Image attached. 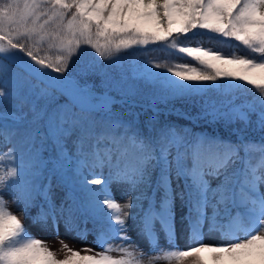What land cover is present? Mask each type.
<instances>
[{"label":"snow or ice","instance_id":"6c2138e0","mask_svg":"<svg viewBox=\"0 0 264 264\" xmlns=\"http://www.w3.org/2000/svg\"><path fill=\"white\" fill-rule=\"evenodd\" d=\"M205 33L246 51L206 47L196 39ZM85 48L95 53L92 69L127 56L132 79L159 98H199L200 113L185 119L243 126L232 140L167 123L157 128L152 117L145 133L139 114L124 120L113 111L116 96L128 103L137 94L125 76L105 72L104 91L97 92L68 75ZM152 52L166 58L140 59ZM6 96L17 104L0 111V138L12 145L0 151V264H264V0H0V100ZM252 128L261 132L258 140L248 137ZM105 167L106 179H89ZM52 177L68 189L59 199ZM112 182L128 186L124 205ZM5 193L25 214L35 209V224L50 222L57 233L63 220L66 231L86 235L76 220L87 213L100 225L102 250L87 254L86 246L82 254L64 243L59 259L26 230ZM177 201L191 241L183 249L172 243ZM130 219L153 242L158 223L169 248L144 253L128 235ZM205 228L229 241L205 242Z\"/></svg>","mask_w":264,"mask_h":264},{"label":"trees","instance_id":"16d2710c","mask_svg":"<svg viewBox=\"0 0 264 264\" xmlns=\"http://www.w3.org/2000/svg\"><path fill=\"white\" fill-rule=\"evenodd\" d=\"M197 40H202L204 45H212L216 49H220L226 53L232 52L236 42L234 41H224L221 39H209V34H202L196 37ZM238 51H246L242 47H238ZM166 58L165 54L159 52H152L148 57H140V59H164ZM177 62H190L187 58H182L181 56L175 57ZM82 63V64H81ZM93 61H75L70 65L68 75H73L74 78L80 80L83 83L87 80L89 83L92 81H96L95 84L96 89L100 88L99 82L104 78L100 76L98 72L101 65H98L94 71H84L89 65H91ZM120 66L122 67V74L128 80L132 81V85L135 86L137 90V94L129 98L128 103H124V106L114 103L113 104V111L120 115L124 120H134L136 118V114H139V126L140 128L147 133V122L150 118L155 117L157 121L156 127L159 128L161 125L167 123L176 125L178 128H187L190 130L192 134L197 133H207L213 136H220L224 139H232L235 140V136L232 135L234 129L242 127L243 125L239 122L229 123L228 121L221 119L218 122L211 123L206 122L204 123V118L197 119V120H189L185 119L184 115L187 114L189 116H197L198 113L201 111V106L199 103V98H197V102L193 103L192 100H183V99H175V98H168V99H161L159 98L158 94L154 92V89L145 84L142 81L132 79L136 69L135 67L129 62L128 57L126 56L121 62ZM76 68H80V72H74ZM44 87V85H41ZM39 89H37L38 91ZM244 97L248 99L252 98L251 92H246L243 94ZM243 98V97H242ZM65 97L59 96L57 103H63ZM46 102L45 98H40L37 100V105L42 106ZM239 102V101H238ZM17 101L10 96H6L2 100H0V111L8 110V111H15V105ZM24 112H28V107H24ZM179 110V112L177 111ZM29 119L31 118L29 113ZM2 123V122H0ZM247 135L249 138L253 140H258L261 136V132L256 129L252 128L251 130H247ZM252 133V134H251ZM11 144L4 145L2 138H0V151H7L8 147H11ZM48 148L47 151H44L42 155L45 159L49 157L51 153V145L50 142L46 144ZM85 174H87L88 170L85 169ZM109 172L108 168L105 167L103 169L96 168L93 170V174L89 176V179L96 177V175L104 176ZM47 175V173H45ZM45 183L47 181L45 180ZM52 184H53V194L54 196L59 199L60 197L64 196L68 191L62 185H59L58 177H52ZM92 187L99 188L100 185H92ZM78 197L81 195L79 192L75 193ZM32 216L35 215V209L29 210ZM76 223L78 224L80 229H87L88 232L86 235L82 233H74L77 237L88 239L91 243H95L97 241L98 229L100 225L98 223H94L93 219L88 216L87 213L78 216ZM64 258V257H63ZM61 258V259H63Z\"/></svg>","mask_w":264,"mask_h":264},{"label":"rangeland","instance_id":"374dc122","mask_svg":"<svg viewBox=\"0 0 264 264\" xmlns=\"http://www.w3.org/2000/svg\"><path fill=\"white\" fill-rule=\"evenodd\" d=\"M208 47H213V46H208ZM234 50H237V49L234 48ZM95 59H96L95 53L91 49L85 48L82 51V53L79 54V57L74 59V60L75 61H77V60L78 61H89V60H91L94 62ZM90 70L94 71V69L90 68V65L86 69H84V71H90ZM122 70L123 69L120 66V63L117 66H108V67H105L102 64L98 72L100 73L101 77H104L105 72H107L110 76L119 77V76L123 75ZM74 72H76V73L80 72V68H76ZM71 76H73V75H71ZM103 79L99 82L101 87L96 89L97 92L104 91V87L102 84ZM128 82H129V84L132 83V81H130V80H128ZM92 84L95 85L97 83H96V81H92ZM112 95L116 96V93H112ZM115 103H118V104L124 106V102L121 101V99L118 96H116ZM220 120L221 119L213 121L211 117H206V118H204L203 124H206V122L215 123V122H218ZM127 188H128V186L126 184H123V183L112 182L110 184V190H111L113 197L121 205H124L127 202V195H126ZM5 198L8 200V206H9L10 210L13 211L15 214L21 216L26 230L32 236L39 238L42 241H45L47 243V246L50 249H52L54 252H56L58 258H63L65 253H66V250H61L62 244H64V243L68 244L69 247H72L76 250H81L82 254H85L83 249L86 246H87V248L92 249V251L88 252L87 254H96L97 252L102 250L98 246V244L92 245V243L88 239L77 237L76 234H74L73 232L66 231L65 226H64V222H62V220L60 221V224H59L58 233L56 230L53 229L50 222L46 228L41 227L38 224H35L31 218L30 214L29 213L25 214L21 210V207L12 201L11 195H9L8 193H5ZM145 207H147V204L145 205ZM125 210L128 211L129 209H125ZM130 211L133 215H135L137 210L135 208H133ZM182 211H186V209H182L179 201H177L176 202L175 235L172 239V243L175 245H178L179 248H181V249L187 247L191 243V241L188 238L189 234L185 228V225L181 223V212ZM128 225H129L128 235L131 236L133 243L135 245H137L138 248L140 250H142L144 253L153 252L154 248L157 246L161 249H168L169 248L167 237H166L165 233L160 230V225L158 223L156 224L157 239L154 242L149 241L147 238L138 234L133 220L130 219L128 221ZM239 235L243 236V233H239ZM203 239L205 242L213 243V244L226 243L229 241V238L224 237L222 233L217 232L215 230L212 232H208L207 228H205V234H204ZM108 243H111L113 245H117L120 243V241L116 240V239H109ZM110 254L118 255L119 253L112 252ZM157 264H169V262L161 260V261H158ZM171 264H176V262L172 261Z\"/></svg>","mask_w":264,"mask_h":264}]
</instances>
